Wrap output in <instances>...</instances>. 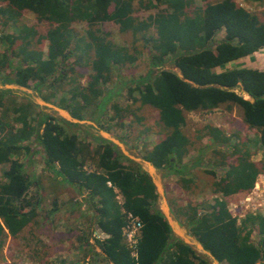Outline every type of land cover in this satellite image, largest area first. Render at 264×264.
Listing matches in <instances>:
<instances>
[{
  "label": "trees",
  "instance_id": "trees-1",
  "mask_svg": "<svg viewBox=\"0 0 264 264\" xmlns=\"http://www.w3.org/2000/svg\"><path fill=\"white\" fill-rule=\"evenodd\" d=\"M3 1L7 5L0 7V18L4 24L12 21L16 27L8 48L0 53V72L5 67L13 68L12 77L2 78L5 83L29 87V81L34 80V90H40L45 83L50 87L74 70L72 66L68 70L59 66L74 53V64L88 68V78L83 86L73 83L70 96L61 100V107L80 120L82 113L93 105L89 112H92L91 119L97 121L106 104L119 95L124 83L110 89L104 86L113 82L116 71L133 63L141 52L136 47L131 51L114 43L108 38L109 31L96 27L111 21L121 32L130 31L132 40L142 41V48L148 47L150 51H147L150 70L127 84L129 87L134 84L129 93L137 90L136 101L158 110L165 133L152 147L144 149L142 159L162 169L164 176L178 175L183 187H188L193 181L191 168L200 161L201 150L191 163L184 162L192 144L182 131L186 113L211 111L223 104L228 109L237 105L242 111V123L258 132L262 156L259 161L251 160L247 140H234L230 148L236 157L232 163H225L224 173L216 178L214 171H207L214 178L213 191L225 197L248 190L256 175L264 172V69L226 67L264 48V20L257 14L234 0H201L199 4L195 0ZM136 3L139 8L157 10L141 19L134 15ZM24 9L49 23L44 35H38L33 27L18 24ZM75 22L86 23L84 33L73 27ZM219 31L224 34L212 45ZM42 39L47 41L45 56L36 47ZM13 43L17 48L10 52ZM12 56L18 57L16 64L12 63ZM167 61L173 64V69L162 68ZM217 67L221 70L216 71ZM30 106V103H19L11 109L5 108L15 115L13 121L21 124L17 129L9 123L7 112L0 117V163L9 162L3 172L4 179L0 180V250L8 235L17 236L35 216L37 202L26 198L33 182L23 163L11 158L23 148L29 150L30 146L22 145L21 141L32 137L40 144L45 167L89 199L95 216L93 227L96 225L106 235L98 234L95 244L109 264H211L184 240L171 237V227L156 206V187L140 163L128 158L126 165L120 163L121 152L109 140L101 139L91 149L76 134L65 131L64 124H78L64 118H60L64 123L61 124L51 114L40 112L32 124L28 120L32 115ZM203 137L210 144H226L230 140L219 127L209 123L199 130L197 138ZM88 160L94 170L83 168ZM107 181L122 195L123 208L139 216L143 223L136 257L124 242L121 206ZM175 213L183 218L189 234L217 262L258 264L264 259V214L247 216L242 223H237L226 201L219 197L202 203L201 209L191 203L178 205ZM252 225H256L261 236L259 246L250 240Z\"/></svg>",
  "mask_w": 264,
  "mask_h": 264
},
{
  "label": "rangeland",
  "instance_id": "rangeland-1",
  "mask_svg": "<svg viewBox=\"0 0 264 264\" xmlns=\"http://www.w3.org/2000/svg\"><path fill=\"white\" fill-rule=\"evenodd\" d=\"M234 1L245 9L257 14L261 20H264V0L260 3L253 0ZM195 2L198 4L202 3L201 0H195ZM6 5V1L0 0V7H6ZM156 10V8H139V4L136 3L134 15L143 19L149 14L156 12ZM3 20V18H0V53H3L8 48L9 42L16 32L15 23L9 21L4 24ZM18 22V24L33 27L40 36L44 35L50 27L48 22L39 20L28 9L20 12ZM73 27L80 33H84L87 26L85 22H75ZM96 27L109 31L108 38L114 43L127 46L131 51L134 47L141 50L133 63L121 67L120 70L116 71L113 82L104 86L106 89H110L116 84L123 85L122 82L124 83L119 95L114 96L106 104L97 121L91 119L92 112H89L90 109H93V105L89 107L88 112L82 113L83 116L80 120L77 119V122L71 121L77 123L78 126H68L60 119L68 120L69 118L66 115L71 116L66 109L61 107V100L69 98L70 89L74 86L73 83L83 86L88 78L89 69L74 64L76 56L74 53L68 57L65 64H59L60 67H64L66 70L71 66L73 67L74 70L69 72V76L51 83L50 87L49 83H45L38 91L33 88L36 84L34 80L29 81V87L5 83L2 78L5 75L12 77L13 69L5 67L0 72V117L7 112L9 123L13 124L17 129L21 124L14 122L15 115L6 109H11L15 104L30 103L32 114L35 115L33 118L31 117L32 124L36 123L40 112L48 113L54 116L61 124H64L67 133H77L80 136V141L86 136L85 131L91 133L94 130L97 132L102 131L112 142H116L115 144L119 148H122L132 157L139 159L144 149L152 147L165 133L159 121L158 110L136 101L135 99L138 98L137 90H134L131 94L129 93V88L134 87V84L130 87L128 86L130 84H127L129 80L144 76L150 70V55L147 52L149 48H142V41L136 40L134 42L130 31L121 32L119 26L111 21L102 22ZM223 34V31H219L214 36L212 45H215ZM36 47L40 48L45 56L47 41L42 39L40 43L36 44ZM16 48L17 44L10 45L9 51H14ZM11 61L16 64L18 57L12 56ZM249 61H254L257 67H264V48L254 52ZM245 62L247 63L248 61L240 58L228 63L226 66L241 67ZM162 68L173 69L174 67L171 62L167 61ZM154 70H157V68H154ZM70 78H73V81H70ZM50 81H53L52 78ZM237 91L240 93L239 89ZM114 105L117 106V109L114 108ZM60 110L66 115H63ZM71 118L73 117L71 116ZM241 119L242 111L237 105H232L228 109L223 104L211 111H190L186 113V123L182 127V131L191 139L192 144L188 149L184 162L191 163L198 157V152L201 150L200 161L191 168L190 173L193 181L189 183L188 187H183L178 175L164 176L162 169H157L151 164L146 166L156 186L158 194L156 206L171 227V237L184 240L193 247L198 255L207 259L211 264L224 263L214 260L202 248L197 239L189 234L183 218L175 213V209L178 205L182 206L187 203L198 205L199 209H201L202 203L211 202L214 197L223 198L227 205L229 204L232 196L222 197L220 193H214L212 185L214 178L207 171H214L217 175L216 178L224 173L227 168L226 164L232 163L236 157L230 148L234 140H247L251 160L259 161L261 159L262 149L258 143V132L255 129L248 128L242 123ZM208 123L219 127L229 137L228 143L210 144L207 137L197 138L199 130ZM85 138L90 139V137ZM21 144L29 145L30 149L25 150L23 148L20 153L11 158H17L23 163L26 174L30 181L33 182L30 184L26 198L36 201L37 205L35 206L33 220L17 236L11 237L8 235L5 239L0 250V264H109L98 253L97 246L96 248L95 246L89 247L86 242L89 237L91 239L95 237L93 232L90 233L89 220L84 216L77 217L79 215L78 210L72 213L74 218L71 214L66 215L68 212L63 211L62 207L65 205L72 204V201H80L79 196L74 195L72 190L65 186L63 188H66V191L63 194L60 189L61 186L54 182L55 179L53 181L50 178V173L46 172L43 164V155L38 141L31 137L28 140L21 141ZM222 163L226 164L223 165ZM215 165H219V167ZM8 166L9 162L0 163V180L4 179L3 172ZM188 176L189 174L185 177ZM63 199H66V204L62 201ZM239 223H242V221ZM251 227L250 240L253 244L259 246L261 236L256 225ZM57 237H60L58 242L55 240ZM68 238L72 239L69 243L67 242ZM258 264H264V259L259 260Z\"/></svg>",
  "mask_w": 264,
  "mask_h": 264
},
{
  "label": "built area",
  "instance_id": "built-area-1",
  "mask_svg": "<svg viewBox=\"0 0 264 264\" xmlns=\"http://www.w3.org/2000/svg\"><path fill=\"white\" fill-rule=\"evenodd\" d=\"M107 184L112 186L108 181ZM227 209L231 216H233L237 223L243 221L247 216H256L264 214V172L256 175L251 188L245 191H238L231 195ZM117 200L121 206V213L123 216V225L121 228L124 242L133 257H136L137 242L140 237L143 223L139 216L133 212L123 208V200L119 194L116 195ZM98 238V233H95Z\"/></svg>",
  "mask_w": 264,
  "mask_h": 264
},
{
  "label": "crops",
  "instance_id": "crops-1",
  "mask_svg": "<svg viewBox=\"0 0 264 264\" xmlns=\"http://www.w3.org/2000/svg\"><path fill=\"white\" fill-rule=\"evenodd\" d=\"M252 55H253V53L252 54H250V55H247V56H245V57H242V58H244L245 59V61H248L247 63L245 62V64L244 65H242L241 67H247V68H254V69H258V70H263L264 69V67H257V66H255V64H254V61H249L250 60V58L252 57ZM241 58V59H242ZM227 67V66H226ZM227 68H232V67H227ZM216 71H220L221 69L219 68V67H217L216 69H215ZM241 93V92H240ZM35 115H30L29 117H28V120L29 119H32L33 117H34ZM32 117V118H31ZM71 117V116H70ZM74 119V118H73ZM69 120V119H68ZM75 121L74 122H77L78 120L75 118L74 119ZM71 121H73V120H70V122ZM93 126H94V129H95V125L93 124ZM214 126H216V125H214ZM77 134V133H76ZM85 134H86V136H84V139L82 140V141H84L85 143H88L89 145H91V149H94L96 146H97V144H99L102 140L101 139H103V140H109V141H111L112 142V140L109 138V137H107V136H105L103 133H102V131H96V130H94L92 133L91 132H88V131H85ZM104 136H103V135ZM78 135V134H77ZM85 137H90V139L88 140V139H86ZM78 138L80 139V136L78 135ZM114 143V142H113ZM116 143V142H115ZM114 143V144H115ZM116 146H117V144H115ZM118 147V146H117ZM118 149L120 150V152H121V156L119 157V162L120 163H122V164H124V165H126L127 164V162H128V160H127V158L128 159H132V160H134V161H136V162H138V163H140L141 164V167L145 170V171H147L148 172V170H147V167L146 166H148V165H150V163L149 162H147V161H145L144 159H142V156H140L139 157V159H137V158H135V157H132L131 155H129V154H127L122 148H119L118 147ZM41 152H42V149H41ZM42 155H43V153H42ZM122 158V159H121ZM43 164H44V157H43ZM45 166V165H44ZM90 166H91V168H90ZM46 168V167H45ZM83 168L85 169V170H87V171H90V170H94V166H92V162L90 161V160H88V161H86L85 162V165L83 166ZM46 170V172L47 173H50V178H52V180L54 181V179H55V181L54 182H57V184L58 185H60L61 186V191L63 192V194L65 193L64 191H66V188H63L64 186L65 187H67V188H70L71 190H72V192L74 193V195H77V196H79V200L80 201H72V204H67V205H65L64 207H62L63 208V211H65L67 214L66 215H69V214H71L72 215V217L74 218V216H73V214L72 213H74L76 210H78L79 211V215L77 216V217H80V216H84L85 218H87L88 220H89V224H90V233L91 232H93V234H94V236H95V233H98V234H100L101 236H103L104 234H103V232L100 230V229H98L97 228V226L96 225H94V227H93V217H94V219H95V216H94V210H93V208H90V206H89V199L84 195L85 193H83V194H80L78 191H76L75 189H74V187L73 186H71V185H68V184H66V183H64L63 181H62V179H61V177L60 176H58L57 174H55L54 172H52V171H50V170H48L47 168L45 169ZM148 174L150 175V177H151V179H152V181H153V183H154V180H153V177L151 176V174L148 172ZM108 182V181H107ZM108 185V184H107ZM154 185H155V183H154ZM109 186V185H108ZM111 187H113V191L116 193V195L117 194H119L120 196H121V199L123 200V197H122V195L120 194V192L118 191V189L117 188H115L114 186H111ZM156 187V186H155ZM156 192H157V190H156ZM71 200V199H70ZM95 200V198L92 200V201H94ZM116 200H117V198H116ZM55 201V200H54ZM62 201H64L65 202V204H66V199H63ZM61 200H60V202H62ZM117 202H118V204H119V201L117 200ZM157 203V202H156ZM157 205V204H156ZM91 228H92V231H91ZM95 230H94V229ZM89 233V234H90ZM104 236H106V235H104ZM95 238L96 237H92V239L89 237L88 238V241H86L87 242V244L89 245V247H91V246H95V248H96V244H95ZM56 242H58L59 240H60V237H57L56 239ZM65 240H66V238H65ZM71 238H68L67 239V242L69 243V242H71ZM75 243V242H74ZM97 249H98V247H97ZM99 250V249H98ZM102 256V255H101Z\"/></svg>",
  "mask_w": 264,
  "mask_h": 264
},
{
  "label": "water",
  "instance_id": "water-1",
  "mask_svg": "<svg viewBox=\"0 0 264 264\" xmlns=\"http://www.w3.org/2000/svg\"><path fill=\"white\" fill-rule=\"evenodd\" d=\"M60 112H61V110H60ZM63 115H66L64 112H61ZM66 117H68L69 119H71V120H73V121H75L73 118H71L70 116H68V115H66Z\"/></svg>",
  "mask_w": 264,
  "mask_h": 264
},
{
  "label": "clouds",
  "instance_id": "clouds-1",
  "mask_svg": "<svg viewBox=\"0 0 264 264\" xmlns=\"http://www.w3.org/2000/svg\"><path fill=\"white\" fill-rule=\"evenodd\" d=\"M96 237V236H95ZM97 238V237H96Z\"/></svg>",
  "mask_w": 264,
  "mask_h": 264
}]
</instances>
